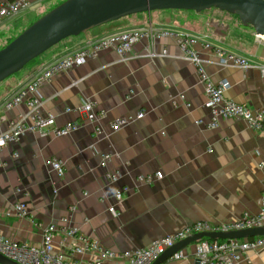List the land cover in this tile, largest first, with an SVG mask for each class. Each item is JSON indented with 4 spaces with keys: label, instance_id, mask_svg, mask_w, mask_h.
Returning <instances> with one entry per match:
<instances>
[{
    "label": "crops",
    "instance_id": "crops-1",
    "mask_svg": "<svg viewBox=\"0 0 264 264\" xmlns=\"http://www.w3.org/2000/svg\"><path fill=\"white\" fill-rule=\"evenodd\" d=\"M61 1L40 0L16 19L1 24L0 41L8 33L29 26ZM149 26L196 35L200 39L196 48L212 79L228 82L226 95L252 109L264 108V39L258 38L251 26L212 8L132 14L87 34L69 37L0 83V107L55 59L111 33ZM206 36L241 53L251 66H224L201 45ZM166 47L167 54L163 55ZM134 50L135 56L124 60L115 50L104 49L41 87L44 112L53 113L59 125L77 120L80 127L65 136L26 134L0 153L1 234L39 245L46 225L57 223L61 227L77 226L105 247L125 250L147 246L156 237L196 221H225L245 210L260 211L264 203V131L238 118L222 119L216 128L206 127L210 111L204 85L195 66L183 58L172 39H143ZM130 91L134 93L128 97ZM180 93H185L191 107L181 101L172 104ZM88 99L95 100L107 114L101 120L102 135H96L95 124L78 110ZM140 110L144 117L117 131L110 128L114 118L136 115ZM29 111L30 105L23 102L1 114L7 120ZM199 119L203 124H197ZM104 152L113 154L107 167L101 164ZM52 159L64 162L63 176L52 167ZM107 169L122 171L117 183L105 180ZM157 171L163 176L152 183L137 179ZM122 185L131 190L117 201L115 193ZM19 186L30 192L26 199L29 217L12 210L22 198L16 192ZM111 205L116 207V214L109 210ZM61 241L58 232V249H62ZM183 250L188 257L177 264H198L195 243ZM251 259L250 264H264V248L252 251Z\"/></svg>",
    "mask_w": 264,
    "mask_h": 264
},
{
    "label": "built area",
    "instance_id": "built-area-1",
    "mask_svg": "<svg viewBox=\"0 0 264 264\" xmlns=\"http://www.w3.org/2000/svg\"><path fill=\"white\" fill-rule=\"evenodd\" d=\"M38 2L40 0H0V25L16 19L25 11L32 9ZM257 37L264 39V36L259 34ZM159 38L172 39L181 49L183 58L195 66L198 79L204 85L207 95L206 106L210 111L209 121L205 123L206 127L216 128L222 119L238 118L245 120L255 130L264 131V108L252 109L226 95L229 84L227 81H214L212 79L200 52L196 48L200 41L196 35L190 31L149 26L114 32L91 41L88 45L55 59L14 91L0 107V153L26 134L51 133L54 136H65L80 127V122L77 120L59 125L53 113L43 110L40 89L56 75L84 64L88 58L97 56L104 49H113L124 60H129L135 56V45L139 41L148 39L154 42ZM201 45L205 50H209L219 57L224 66L244 69L251 66L250 61L244 55L228 47L215 44L207 36L202 40ZM166 54L167 47L163 50V55ZM261 71L264 75V66L261 67ZM133 93L134 91H130L128 97H131ZM178 101L183 102L187 107H191V101L187 99L185 93H180L177 98H173L172 104L177 105ZM23 102L30 105V111L27 115L20 114L7 120L3 118L2 110H11ZM70 109V107L67 108V110ZM78 110L95 124L96 135L105 133L101 120L107 114L99 108L95 100L84 101ZM144 116L145 112L140 110L136 115L116 117L110 121V128L117 131ZM5 120L6 127L3 126ZM197 124H203V120L199 119ZM112 158L111 152L102 153V166L107 167ZM50 163L60 176L65 174L62 160L52 159ZM262 165L264 166V162ZM162 176L163 172L157 171L155 174L139 175L137 179L139 182L152 183L154 178H162ZM121 177L122 171L120 169H107L105 173V180L108 183H117ZM130 190L131 187L128 185L118 187L115 193L116 200L122 201ZM16 192L21 194L22 198L13 204V212L23 217H29L30 212L26 202L30 195L29 190L19 186L16 188ZM109 210L114 214L117 213L114 205H111ZM260 227H264V203L258 213L245 210L235 219L216 222L196 221L176 232L156 237L147 246L115 250L105 247L99 240L87 235L77 226L66 225L61 227L57 223H50L46 225L42 243L39 245L21 242L0 233V253L20 264H108L111 261H120L124 264H152L166 250L194 234L204 232L227 233ZM58 232L62 235V249H58L55 245V235ZM261 248H264V234L224 240H211L205 237L195 243L194 256L198 264H238L241 262L250 264L252 263L251 252ZM186 257L188 254L182 249L162 264H177L179 260Z\"/></svg>",
    "mask_w": 264,
    "mask_h": 264
},
{
    "label": "water",
    "instance_id": "water-1",
    "mask_svg": "<svg viewBox=\"0 0 264 264\" xmlns=\"http://www.w3.org/2000/svg\"><path fill=\"white\" fill-rule=\"evenodd\" d=\"M218 8L239 16L244 24L264 36V0H65L25 28L0 49V83L22 71L29 63L63 40L123 17L154 10L176 9L202 12ZM191 225V224H190ZM264 234V227L232 232L194 234L166 250L152 264H162L176 252L205 237L211 240L247 238ZM1 264H20L0 253Z\"/></svg>",
    "mask_w": 264,
    "mask_h": 264
},
{
    "label": "trees",
    "instance_id": "trees-1",
    "mask_svg": "<svg viewBox=\"0 0 264 264\" xmlns=\"http://www.w3.org/2000/svg\"><path fill=\"white\" fill-rule=\"evenodd\" d=\"M63 1H65V0H62L60 3H62ZM60 3H58L57 5H59ZM57 5H56V6H57ZM52 8H54V7H52ZM52 8H51V9H52ZM51 9H50V10H51ZM50 10H49V11H50ZM47 12H48V11H47ZM225 12H226V11H225ZM228 13H229V12H228ZM234 15H236V14H234ZM236 16H238V15H236ZM238 17H239V16H238ZM119 20H120V19H119ZM240 20H241V19H240ZM113 22H114V21H113ZM241 22H242V21H241ZM110 23H111V22H110ZM242 23H243V22H242ZM246 25L251 26V25H249V24H246ZM27 27H28V26H27ZM27 27H25V28H27ZM251 27H252V26H251ZM25 28L20 29V30L23 31ZM252 28H253V27H252ZM20 30H14V31H12L11 33H8L7 35H5V37H6V42L9 43L10 41H12V40H13L18 34H20V33L22 32V31H21L20 33H19V32H16V31H20ZM10 34H12V36H10ZM7 43H6V44H7ZM6 44H4V45H6ZM2 47H3V46H2ZM2 47H0V49H1ZM35 60H36V59H35ZM32 62H33V61H32ZM32 62H31V63H32ZM29 64H30V63H29ZM29 64H28V65H29ZM23 70H24V69H23ZM20 72H21V71H20ZM20 72H19V73H20ZM17 74H18V73H17ZM17 74H15V75H17Z\"/></svg>",
    "mask_w": 264,
    "mask_h": 264
},
{
    "label": "rangeland",
    "instance_id": "rangeland-1",
    "mask_svg": "<svg viewBox=\"0 0 264 264\" xmlns=\"http://www.w3.org/2000/svg\"><path fill=\"white\" fill-rule=\"evenodd\" d=\"M212 10H214V11H217V10H219V9H217V8H212ZM226 14H229V15H231L234 19H236L237 21H241L240 20V18L238 17V16H236V15H234V14H231V13H228V12H225ZM45 14V13H44ZM43 14V15H44ZM42 16V15H41ZM22 30H20V31H16V32H21ZM10 36H12V34H10ZM7 42H6V37H3L2 38V40L0 41V47H2V46H4V44H6Z\"/></svg>",
    "mask_w": 264,
    "mask_h": 264
}]
</instances>
